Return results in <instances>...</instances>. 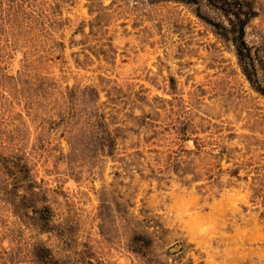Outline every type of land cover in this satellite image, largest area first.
I'll use <instances>...</instances> for the list:
<instances>
[{
    "label": "rangeland",
    "instance_id": "1",
    "mask_svg": "<svg viewBox=\"0 0 264 264\" xmlns=\"http://www.w3.org/2000/svg\"><path fill=\"white\" fill-rule=\"evenodd\" d=\"M258 84L264 0H0V264H264Z\"/></svg>",
    "mask_w": 264,
    "mask_h": 264
},
{
    "label": "trees",
    "instance_id": "2",
    "mask_svg": "<svg viewBox=\"0 0 264 264\" xmlns=\"http://www.w3.org/2000/svg\"><path fill=\"white\" fill-rule=\"evenodd\" d=\"M237 48H238V54L239 56L241 57V60L243 59V68H244V71L247 75V77L251 80V81H254L253 80V76H252V72H251V68H250V64L252 65V62H248V61H245L244 60V56H246L248 53V47L246 46V44L243 42V43H238L237 45ZM257 88H259L260 90L264 91V88H262L260 86V84L257 85Z\"/></svg>",
    "mask_w": 264,
    "mask_h": 264
}]
</instances>
